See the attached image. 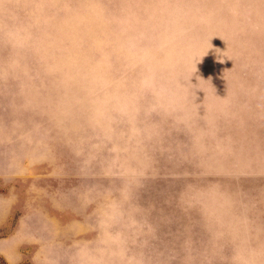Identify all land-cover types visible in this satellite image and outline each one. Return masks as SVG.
Listing matches in <instances>:
<instances>
[{
  "label": "rangeland",
  "instance_id": "obj_1",
  "mask_svg": "<svg viewBox=\"0 0 264 264\" xmlns=\"http://www.w3.org/2000/svg\"><path fill=\"white\" fill-rule=\"evenodd\" d=\"M0 264H264V0H0Z\"/></svg>",
  "mask_w": 264,
  "mask_h": 264
}]
</instances>
